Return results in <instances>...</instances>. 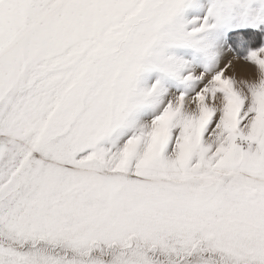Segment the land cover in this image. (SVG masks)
Here are the masks:
<instances>
[{
    "label": "snow or ice",
    "instance_id": "1",
    "mask_svg": "<svg viewBox=\"0 0 264 264\" xmlns=\"http://www.w3.org/2000/svg\"><path fill=\"white\" fill-rule=\"evenodd\" d=\"M0 264H264V0H0Z\"/></svg>",
    "mask_w": 264,
    "mask_h": 264
},
{
    "label": "rangeland",
    "instance_id": "2",
    "mask_svg": "<svg viewBox=\"0 0 264 264\" xmlns=\"http://www.w3.org/2000/svg\"><path fill=\"white\" fill-rule=\"evenodd\" d=\"M228 74H229V75H232L231 72H229ZM236 74H237V76H240V75H242V74H247V73H240V72H237Z\"/></svg>",
    "mask_w": 264,
    "mask_h": 264
}]
</instances>
